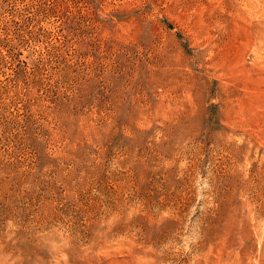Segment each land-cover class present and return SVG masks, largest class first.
<instances>
[{
    "label": "rangeland",
    "instance_id": "rangeland-1",
    "mask_svg": "<svg viewBox=\"0 0 264 264\" xmlns=\"http://www.w3.org/2000/svg\"><path fill=\"white\" fill-rule=\"evenodd\" d=\"M0 264H264V0H0Z\"/></svg>",
    "mask_w": 264,
    "mask_h": 264
}]
</instances>
